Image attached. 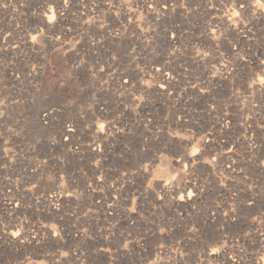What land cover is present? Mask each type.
I'll return each instance as SVG.
<instances>
[{
  "label": "built area",
  "instance_id": "2783aa9c",
  "mask_svg": "<svg viewBox=\"0 0 264 264\" xmlns=\"http://www.w3.org/2000/svg\"><path fill=\"white\" fill-rule=\"evenodd\" d=\"M117 1L107 4L91 22L83 17L90 0H0V264H16L23 258L29 259L28 264L44 261L37 256L51 258L52 264H87L90 253L110 254L103 247L90 252L98 241L109 238L108 231H116L111 240L117 244L124 240L126 255L142 257L147 252L146 238L127 239L128 229L137 228L141 214L201 203L202 192L193 173L197 157L187 154L186 135L194 131L174 130L171 107L157 109L163 99L168 102L167 88L174 83L170 65L181 59L177 54L161 55L164 64L157 67L158 49L142 48L144 40L157 43V37L163 46L175 47L184 32L179 30L180 36L172 41L175 32L166 30L165 15L147 18L140 6H148L150 0H123L134 13L131 26L111 27L106 33H112L113 41L101 43L104 38L91 30L116 18L109 16V9ZM234 1L240 14L231 16L235 22L232 63L264 69V56L257 55L264 51V12L256 14V20L263 22L259 40L252 37L253 26L243 15L250 4L264 0ZM127 39L137 50L127 56L117 53L115 59L113 52H121L117 43ZM18 43L21 48H16ZM55 53L66 60L58 77L51 64ZM200 60L207 58L202 55ZM129 74L137 85H148L150 90L133 95L128 104L115 100L114 108L103 92L108 84L120 82V77L128 83L122 77ZM259 80L255 87L261 93L264 81ZM238 84L233 99L241 103L236 105L238 116L243 102L252 113L262 110V103L257 106L247 100ZM250 119L238 123L216 116V124L199 140L202 149L215 150L209 163L215 181L224 178L231 184L234 177L245 174L239 162L247 165L252 153L251 135L246 134L256 130L254 125L257 130L264 128V121ZM221 190L212 189L216 198L223 195ZM214 207L220 217L218 202ZM228 212L224 222L229 225L234 208ZM258 229L257 238L263 242L264 227ZM222 233L215 251L207 256L203 251L201 261L212 258L217 264H243L234 253L240 252L241 237ZM133 245L137 254L129 248ZM28 250L34 254L28 255ZM119 252L114 251L116 261Z\"/></svg>",
  "mask_w": 264,
  "mask_h": 264
},
{
  "label": "rangeland",
  "instance_id": "374dc122",
  "mask_svg": "<svg viewBox=\"0 0 264 264\" xmlns=\"http://www.w3.org/2000/svg\"><path fill=\"white\" fill-rule=\"evenodd\" d=\"M102 1L96 0L94 8L96 13L102 8ZM177 5L179 8L174 10L175 7L170 8L166 3H163L161 8H156L155 11L157 14H167L173 10L165 15L163 20L168 27L172 25L184 32L180 44L175 47L163 46L165 44L160 37H157V43L144 40L142 48L145 51H149L151 46L158 49V60L154 64L157 67L164 64L161 55L177 54L181 59L175 65H170L174 83L167 88L168 102L163 99L157 105V109L165 110L169 106L171 107L174 130L183 127L194 131V133L189 132L186 135L188 139L187 154L197 157L193 164V173L197 175L198 190L202 192L201 203L187 208L174 206L170 209L162 208L155 212L149 211L141 214L140 216L143 218L137 220V228L128 229L130 237L127 239L146 238L147 252L144 256L126 255L124 240L122 239L117 244V240L116 242L111 240L112 233L116 235V231H108L109 238L98 241V245L91 247L90 252L103 247L109 248L110 254L90 253L86 257L87 264H217L212 258H206L205 261H201V259L204 258L203 251L207 253L206 256L209 252L215 251L222 237V231L237 233L241 237L242 245L240 244V248H237L240 252L236 250L234 253L238 258H241L243 264H264V241H259L256 235L260 231L259 225L264 227V128L257 130L260 128L254 125L253 129L256 130L246 134V137L251 135L252 139V153H249L251 162L247 165L242 160L239 162V166L243 168L245 174L234 177L231 184L225 182L224 178L220 182L213 179L209 163H212L215 150L212 148L202 149L199 141L204 132L216 124V116L220 120L226 119V117L232 118L238 123L246 119L251 120L250 118H253V121H264V92L260 93L258 86L255 87L260 81L259 79L263 78L262 81H264V69L236 66L232 63L231 50L235 40L233 33L235 22L231 16L235 13L240 14L239 6L235 5L234 0H178ZM202 5L209 8L208 15ZM111 9L113 11H110ZM111 9H109L110 14L130 15L128 12L124 13L125 10L118 6L117 2ZM263 12L264 3L254 2L243 14L253 26L251 27L252 37L258 40L263 37V22L256 20V14ZM204 31L208 33V37L201 36L204 35ZM210 31L213 33L211 34ZM44 32L46 33L45 30ZM108 37L111 39L112 36ZM200 38H204L205 41H199ZM125 42L117 43L121 52L120 50L113 52L112 56L115 59L118 58L117 53L119 56H127L129 51L137 50L134 49L135 45L131 39ZM202 55L207 58L205 62L200 60ZM257 55L264 56V51L258 52ZM65 62V57H62L61 54H53L51 64L55 66L56 77H58L56 74L63 72ZM224 67H227L229 71L234 68L235 75L231 80L215 85V82L210 80L211 76L219 75L222 72L220 69ZM130 75L122 77L128 78V83H123L120 77V82L110 83L107 86L108 91L104 90L103 95L107 101L110 100L109 103L112 107L117 108L116 105L119 103L128 104L133 95L150 90L148 85H137L135 79ZM237 83H239V92L249 96L247 100L257 106L262 103V110L258 111L257 108L252 113L251 109H247V103L243 102L244 110L238 116L237 107L241 106V103L238 98H236V102L233 101ZM97 87L99 85H93V88ZM157 97L159 96L157 95ZM115 100H117V104H114ZM178 119L185 121V124H177ZM239 137H242L241 134ZM242 140L244 139L242 138ZM244 150L247 149L243 148L242 151ZM243 158L248 159L247 154L244 153ZM191 159L189 160L191 161ZM217 186L222 189L220 193H223L219 198H216L218 196L212 192V189L216 191ZM215 202H218L220 206V217L216 213ZM232 208H234V212L230 216L228 225L224 222V216L228 215V211ZM141 242L144 243L143 240ZM129 248H133L137 254L135 245ZM53 250L55 248L50 246L49 251L52 254L55 253ZM115 250L120 251L117 257L118 261H116ZM27 253L33 255L34 251L28 250ZM37 258L44 259V261L40 260L41 262L38 264H52L51 258L46 259L41 256H37ZM15 262L16 264H28L29 259H17Z\"/></svg>",
  "mask_w": 264,
  "mask_h": 264
},
{
  "label": "bare ground",
  "instance_id": "6f19581e",
  "mask_svg": "<svg viewBox=\"0 0 264 264\" xmlns=\"http://www.w3.org/2000/svg\"><path fill=\"white\" fill-rule=\"evenodd\" d=\"M90 1H91V4H89V3L85 4V12L86 13H85V15L83 17H89L91 19V22L92 21H96L100 17V14L104 12V9L106 8L107 4L110 5L112 3V0H103L102 1V8L100 7L101 10L98 13H96L94 11V8L96 7V0H90ZM163 3H166L170 8L171 7H175L174 10L179 8V5H177L178 0H150L148 6H146L145 4H141L140 6L143 8L144 13H145L147 18H153L154 16H163V15L169 14L170 12H173V10H171L167 14H161V13L157 14V12L155 11L156 8H161ZM117 5L121 6L122 9L125 10L124 13L128 12V13H130V15L127 16L125 14L124 16H122L123 13L121 15L109 14V16L116 17V18L114 20L110 19L109 22H106L104 24H99L95 29H92L91 30L92 31V35L101 36V37L104 38V40L101 43H105V42L110 43L111 41H113L112 33H106V30L110 31L111 27H119L120 26L119 24H122V23H123L124 26L129 27V26H131V23L134 20V13H133L132 10H130L128 8V6L125 3V1L118 0L117 1ZM202 6L205 8L204 5H202ZM205 9L207 10L206 11L207 12L206 15H208L210 13V10H209V8L208 9L205 8ZM83 17H79V19H82ZM220 20L222 21V19H220ZM154 25L157 27V26H159V23H154ZM165 28L168 31H174L175 32V34L172 36V41L175 38H178L180 36L179 30L174 28L173 26H169V27L166 26ZM210 33L212 34L213 31H210ZM108 36H112L111 39H109ZM201 36H204V38L206 36L208 37V33L206 31H204V35H201ZM204 38H200L199 41H203L204 42L205 41ZM16 48H21V45L18 43ZM220 70H222V72L219 75L211 76L210 80H213L215 82V84L219 83L220 80H225V78H230L234 74V71H229L228 68H226V67H224V68H222ZM158 77L161 78V79L163 78L161 73L158 74ZM163 80L166 81L167 78H164ZM168 83L171 84L170 81H168ZM201 97H200V99H201ZM190 200H195V199H193V197H191Z\"/></svg>",
  "mask_w": 264,
  "mask_h": 264
},
{
  "label": "snow or ice",
  "instance_id": "6c2138e0",
  "mask_svg": "<svg viewBox=\"0 0 264 264\" xmlns=\"http://www.w3.org/2000/svg\"><path fill=\"white\" fill-rule=\"evenodd\" d=\"M240 7H244V5H243V4H241V5H240Z\"/></svg>",
  "mask_w": 264,
  "mask_h": 264
}]
</instances>
